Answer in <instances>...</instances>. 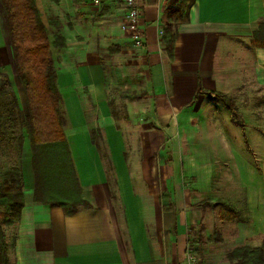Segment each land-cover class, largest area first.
<instances>
[{"label":"crops","instance_id":"crops-1","mask_svg":"<svg viewBox=\"0 0 264 264\" xmlns=\"http://www.w3.org/2000/svg\"><path fill=\"white\" fill-rule=\"evenodd\" d=\"M141 3L140 49L150 87V96L143 97L150 101V116L149 128L139 132L141 159L134 160L124 153L121 126L106 105L103 67L77 56L87 44L92 50L97 37L120 47L127 42L128 36L119 30L121 0L99 4L35 0L46 29L52 24L43 17L44 5L51 21L59 23L63 39L57 48L66 59L60 64L52 61L64 119L66 148L62 147L72 167L61 183L70 184L76 195L52 201L48 177L41 173L43 197L36 201L30 158L21 170L19 219L10 227L0 224L7 264H185V251L193 241L184 234V226L204 223L215 209L216 223L235 227L232 237L220 233V244L229 249L254 248L264 241V47L255 46L252 39L253 31L264 22V0ZM171 9H176L171 22L175 41L169 57L159 31L163 34ZM94 13L101 14V20L92 26L86 18ZM106 19L118 22L109 25ZM198 82L233 102L239 124L220 101L204 93L191 101ZM224 122L239 126L243 150L233 145L239 140L227 136ZM95 128L102 131L108 146L105 155L90 140L89 132ZM163 145L171 147V154L158 158L155 152ZM174 145L182 149V159L172 154ZM167 164L170 171L165 169ZM163 195L169 202L161 199ZM80 199L89 207L77 205L70 215L52 204H76ZM200 202L230 206L193 204ZM188 210H192L190 216ZM169 224L171 236L165 237L167 230L162 226Z\"/></svg>","mask_w":264,"mask_h":264},{"label":"rangeland","instance_id":"rangeland-1","mask_svg":"<svg viewBox=\"0 0 264 264\" xmlns=\"http://www.w3.org/2000/svg\"><path fill=\"white\" fill-rule=\"evenodd\" d=\"M44 8L43 17L45 21H48V24H52V27H48V32H50L49 34L53 39L50 49L51 54H53L51 58L56 59L58 64H60L66 57L61 56L62 54L57 48L58 41L55 39L59 23L57 21L56 24L52 22L49 16L50 11L46 8V5H44ZM100 16L101 14L94 13L92 18L86 19L93 26L101 20ZM109 22L114 24L118 20L106 19L105 24ZM162 28L164 29V25ZM93 43L92 50L87 48V44L85 46L86 49L81 48L77 51V56L80 60H85L86 62L96 60L103 67L106 105L116 125L121 126L124 153L131 159H141V148L138 141L139 132L141 129L149 128L147 120L150 116L148 114L150 101L147 97H143L144 95L150 96L149 81L147 79L148 68L144 63V52L140 49L141 47H135L129 37L127 42L121 47L105 43L100 37H97ZM72 61L75 62L76 58L72 57ZM52 64H54L53 61ZM84 91H86V87H84ZM153 108L152 106L151 111ZM26 115V102L20 81L15 72L6 29L5 14L0 3V185L3 182L4 174L8 170L19 169L21 171L29 164L31 150L28 133L24 127ZM223 127L227 136L239 140V142L233 143L236 149L239 151L243 150L244 143H242V131L239 126L224 122ZM89 133L90 140L97 152L101 155L107 154L108 146L104 145L102 131L95 128L90 130ZM172 150L175 159L182 157L183 151L179 146L174 145ZM42 153V171H40V174L42 173L45 177H48L49 199L59 201L65 195H76V191L70 184L61 183V180L65 182L71 174L69 154L65 152V149L62 146H53L46 148ZM170 154L171 147L166 145L161 146L155 152L158 158H166ZM170 168L168 164L165 166L168 171H170ZM156 170L159 171L158 167ZM169 197L172 199L173 195L169 193ZM193 204L196 207H203V205L198 203ZM193 204H190V207H194ZM216 211V209L210 211L209 218L207 219V216H205L203 219L204 223H199L195 226L186 224L184 226V234L193 241L191 245L196 264H232L228 260V254L234 248L229 249L227 244H220L218 239L221 237L220 233L223 232H225V237H232V227L234 226L228 224L220 226L216 223ZM187 213L190 216L192 210H188ZM198 217H201V215H198ZM3 218L4 211L0 208V224L3 228H6L7 226L3 224ZM162 227L163 231L167 230L165 237H170V224L167 228L165 226ZM3 228H1L2 231Z\"/></svg>","mask_w":264,"mask_h":264},{"label":"trees","instance_id":"trees-1","mask_svg":"<svg viewBox=\"0 0 264 264\" xmlns=\"http://www.w3.org/2000/svg\"><path fill=\"white\" fill-rule=\"evenodd\" d=\"M6 19V29L9 37L11 51L14 60L16 75L20 81L27 107V115L24 119V127L28 133L31 165L35 176L34 199L42 200L40 192V157L42 151L48 147L65 146L63 135L64 119L60 110V95L56 86V74L51 58V44L49 32L41 21L40 13L35 0H0ZM176 9H171L167 15V23L164 25L161 45L169 57H172L175 32L171 21ZM55 39L58 46L63 45V39L59 32ZM255 46L264 47V22H260L252 33ZM200 93L207 95L209 99L220 101L230 112L235 122L240 119L233 102L225 95L207 91L198 82L195 94L191 101ZM164 202H169L166 195L161 196ZM60 205L65 214L70 215L77 211V205L85 208L89 204L82 199L78 203L68 204L55 202ZM199 205L213 208L221 202H200ZM22 181L19 169L8 170L0 185V208L4 211L3 224L10 226L20 216L22 208ZM229 207V204H222ZM4 233L0 226V264H7L5 253ZM232 264H264V241L261 246L237 247L228 254Z\"/></svg>","mask_w":264,"mask_h":264},{"label":"built area","instance_id":"built-area-1","mask_svg":"<svg viewBox=\"0 0 264 264\" xmlns=\"http://www.w3.org/2000/svg\"><path fill=\"white\" fill-rule=\"evenodd\" d=\"M93 4H99L102 0H86ZM123 6L122 18L119 23V30L126 33L132 42V44L140 48L143 45V30L140 25L141 17V0H121ZM162 35V31H159V36ZM185 264H196L195 257L193 255L192 247L189 244L185 251Z\"/></svg>","mask_w":264,"mask_h":264}]
</instances>
